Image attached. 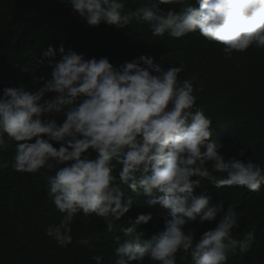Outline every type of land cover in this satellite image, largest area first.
I'll return each instance as SVG.
<instances>
[{"label": "clouds", "instance_id": "obj_1", "mask_svg": "<svg viewBox=\"0 0 264 264\" xmlns=\"http://www.w3.org/2000/svg\"><path fill=\"white\" fill-rule=\"evenodd\" d=\"M136 2L135 9H125L123 0H69L92 27L103 22L123 29L135 22L147 24L154 37L199 33L222 45L225 59L250 47L264 49V0H194L179 12L159 5L180 0ZM59 53L56 61L54 48L45 52L52 72L51 78H40L43 86L4 87L0 95V152L14 146L12 167L18 172L53 173L46 177V190L63 215L59 224L45 228L46 234L68 247L72 222L82 213L103 218L107 232L122 233L123 239L115 240L114 264H177L178 253L180 260L190 257L191 264H227L230 254L250 252L256 233L234 238L239 222L231 207L199 239L194 229L186 230L194 222L215 221L224 208L222 200L211 203L207 189L194 191L202 180L218 189L259 193L264 187V166L250 157L226 159L223 144L210 139L221 130L211 128L212 119L197 104L196 77L181 79L182 64L165 70L146 55L114 66L107 57L86 58L63 46ZM49 93L55 95L46 99ZM62 110L66 119L58 124L50 117ZM123 186L149 197L144 206L170 210L164 231L144 239L138 226L152 219L150 213L126 227L116 223L134 204ZM91 259L103 264L102 255Z\"/></svg>", "mask_w": 264, "mask_h": 264}, {"label": "trees", "instance_id": "obj_2", "mask_svg": "<svg viewBox=\"0 0 264 264\" xmlns=\"http://www.w3.org/2000/svg\"><path fill=\"white\" fill-rule=\"evenodd\" d=\"M123 2L125 9L139 6L136 0ZM188 3L194 0H185V5L180 0L159 7L179 12ZM61 46L83 53L86 58L107 57L114 66L141 55L154 58L165 70L182 64L184 72L180 78L196 77L193 87L197 104L212 119L211 128L221 130L210 138L223 144L221 154L226 159L236 156L245 161L250 157L264 166V49L250 47L225 59L222 45L207 41L199 33L179 39L167 34L154 37L147 24L135 22L123 29L103 22L92 27L73 11L69 0H0V95L4 87L23 85L36 90L43 86L40 78L49 79L52 72L48 64L51 58L45 52L54 48L55 60L59 61ZM54 95L49 93L45 98ZM65 112L50 118L61 124L66 119ZM53 145L59 147L57 142ZM241 149L243 156L239 155ZM14 155V146L0 152V264H96L91 259L94 255H102L103 264H114L115 240L117 236L122 240L123 236L119 231L107 232V225L99 216L77 214L72 222L73 242L66 248L46 234L45 228L59 224L63 215L49 200L46 190V177L53 173L45 169L36 174L18 172L12 167ZM96 155L91 152L90 158L95 159ZM207 167L211 168V162ZM204 189L212 196L211 203L222 200L224 208L215 221L194 222L186 230L194 229L199 239L231 207L239 222L233 230L234 238L241 239L246 232L254 231L257 243L243 257L230 254L227 264H264V187L250 195L246 188L218 189L202 180L194 191ZM122 191L133 198L134 204L116 222L118 225L129 226L138 215L150 213L152 219L138 226L144 239L164 231L169 209L144 206L149 197L142 191L133 192L127 186ZM79 239L88 243L80 245ZM180 255L177 254V264H191L190 257L180 260ZM142 264L154 262L145 260Z\"/></svg>", "mask_w": 264, "mask_h": 264}, {"label": "bare ground", "instance_id": "obj_3", "mask_svg": "<svg viewBox=\"0 0 264 264\" xmlns=\"http://www.w3.org/2000/svg\"><path fill=\"white\" fill-rule=\"evenodd\" d=\"M252 193H254L253 191H249V194L251 195ZM169 214V213H168Z\"/></svg>", "mask_w": 264, "mask_h": 264}]
</instances>
